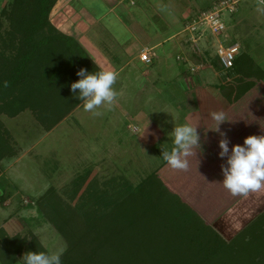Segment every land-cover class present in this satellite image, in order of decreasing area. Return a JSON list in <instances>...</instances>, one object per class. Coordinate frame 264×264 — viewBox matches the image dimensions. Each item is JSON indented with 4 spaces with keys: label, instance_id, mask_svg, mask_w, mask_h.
<instances>
[{
    "label": "rangeland",
    "instance_id": "rangeland-1",
    "mask_svg": "<svg viewBox=\"0 0 264 264\" xmlns=\"http://www.w3.org/2000/svg\"><path fill=\"white\" fill-rule=\"evenodd\" d=\"M10 2L11 0H0V20L4 24L0 31V57L6 59V62L7 60L13 62L19 55L17 36L16 39L10 37L11 23L3 17V10L11 8ZM245 6L254 8V13L259 15L257 22L264 24V4L255 0H245L239 4L235 14L225 15L224 21L228 27L235 24L239 15L245 14L244 11L240 12L241 8ZM50 16L55 18V12H51ZM248 19L251 23L249 24V20H247L249 28H246L244 42L250 49L261 50L260 48L264 47V30L261 31L259 24L254 22L258 19L254 15L249 16ZM50 23L57 29L51 21ZM255 27H258L260 32H255L257 31ZM54 35L47 28L36 37V40L39 41ZM183 38L186 37L183 36ZM208 38L210 41H203L202 47H199L202 55L206 53L209 55L213 68L201 71L199 76L207 77V80L215 85V83L219 84V80L215 76L216 72H221L222 68L217 50L213 48L215 38L207 34ZM220 39L223 43L225 42L223 38ZM259 40L261 42H258ZM233 42L239 43L240 41L233 40ZM59 49L58 52L54 50L49 53H57L61 64L59 67L63 68L65 71L63 73L67 74V71L74 68L75 64L79 62L74 59H82L85 55L78 52L76 47L70 51L67 45ZM248 50L243 49V55L250 61L251 53ZM262 52L264 53V49ZM246 65L250 66V63ZM86 66V64H82L76 71L84 69ZM89 66L86 70L94 72L95 67ZM186 68L188 74L185 79H181V83L186 85L185 88H188V98H194V88L190 85L194 84L196 74L191 72L189 65ZM165 72L167 73V71ZM223 73L227 74L225 70ZM78 79L79 77L75 75L73 82ZM123 80L129 81L128 85L126 84L125 92L121 93L117 89L118 87L116 88L117 85H113L116 92L115 100L110 107L102 106L98 109L102 115H95L92 112L84 111V109L73 115L74 109L64 118L58 119L57 124L51 129H45L40 118L32 110L21 112L15 117H10L0 111V136L5 141L7 139L6 142L15 150L13 159H7L3 163L5 166L0 164V197L4 200L0 202V228L4 229L7 234L12 237L20 235V238H28L29 241L36 238L48 253L63 250L64 254L67 250V243L50 220L56 222L60 227L69 229L72 228L70 222L79 221L78 223L83 225L82 228H91V233H97L98 228L102 226L103 222H107L112 212L118 207L125 206L128 197H132L133 192L147 179H152L154 175L157 176L154 180L156 186L154 198L157 202L159 201L164 206L167 205V200L161 196L170 194L169 197L174 198L173 201L179 202L180 206L183 203L184 208L191 207L187 208L189 213L193 211L192 214H197L195 209H192L195 208L194 205L190 206L186 203L188 194L195 190L192 189L193 186L184 188V186L194 184L191 182L193 171L187 176L185 169H173L168 163L158 168L161 161L163 163V158H161L163 147L166 145L164 150L169 152L171 150L168 148L173 147L172 138L168 133L173 130L174 126L189 124L186 110L178 109V102L175 104L173 102L175 99H179V95L172 94L174 91L172 86L168 89L169 86L165 84V76L161 78L160 84L157 86L161 93L153 92V87H149L145 80L135 81L133 75ZM170 80L171 85L177 86L179 83L174 74ZM214 81L216 82L214 83ZM144 86L145 89L142 90ZM68 88L70 89L69 85ZM68 88H65L64 91L62 88L58 93L50 92L48 95L41 93L35 103L39 102L46 111L57 113L59 111L57 104L62 106L68 103V100L72 103L77 100ZM218 89L215 90V93L220 95ZM145 90L152 91V93H143ZM50 97L54 99V104H50ZM169 99L171 100L170 104L168 103ZM1 107L2 102H0ZM40 110L42 111V108ZM132 118H140V121L132 123L129 121ZM147 118L164 131L167 140L164 145L146 155V151H143L140 146L142 145L140 137L143 132L146 133L144 124H146ZM193 152L188 157V162H195L197 151L193 149ZM190 166L191 164L189 168ZM19 190L22 191V200L20 194H17ZM12 196L13 204L10 205L8 200ZM158 196L160 197L158 198ZM187 217L196 224L200 223V227L205 224L207 228H212L207 220L203 221L200 214L190 216L186 213L185 218ZM161 221L165 222L163 217ZM263 226L264 219L253 228L260 238L264 237ZM250 227V225L246 226L233 239H226L215 229H212L224 242L227 244L236 242V248L240 249L244 246L242 240L247 242V240L253 239L255 233L251 231ZM258 229L259 231H257ZM200 235L201 233H198L196 237L198 238ZM262 243L260 249H264V242ZM224 251L226 252V248L221 249L219 255ZM0 264H4L1 258Z\"/></svg>",
    "mask_w": 264,
    "mask_h": 264
},
{
    "label": "crops",
    "instance_id": "crops-1",
    "mask_svg": "<svg viewBox=\"0 0 264 264\" xmlns=\"http://www.w3.org/2000/svg\"><path fill=\"white\" fill-rule=\"evenodd\" d=\"M211 1L59 0L53 9L55 18L50 16V21L60 33L73 39L80 46L85 54L82 58L83 62L88 58L94 64V72L110 70L116 74L114 85H117L116 88L118 87L121 93L125 92L126 84L129 83L123 79L130 78L131 75L135 76V81L145 80L149 87H153V92L161 93L157 86L165 76L168 89L172 86L174 89L172 94L179 95V99L173 101L174 104L178 102L177 108L186 110L189 124L198 127L202 145V149L194 148L197 151L195 162H188V167L185 169L187 176L193 171L191 182L194 184L184 188L193 186L192 189L195 190L188 194L186 203L190 206L194 205L195 208L192 209L197 212L195 215L200 214L203 221L207 220L209 226L222 237L233 239L246 226L258 219H264V189L249 192L244 196L233 195L223 186L221 165L226 163L227 157H220L219 141L226 138L231 148L233 144H243L247 136L264 135V53L262 52L264 47L255 51V48L250 49L244 42L246 28H249L247 20L249 24L251 23L249 16L254 15L258 18L254 22L259 24L261 31L264 30V24L257 22L259 15L254 13V8L250 6L241 8L240 12L244 11L245 16L239 15L235 24L229 27L227 24L229 38L225 40V44L228 46L238 44L241 47L240 55H243V49L249 48L250 67H253L243 70L247 72L243 75L233 74L232 71H225L227 74L224 75L221 67L222 71H217L215 75L219 84L214 81V85L207 80V77L199 76L201 71L213 68L209 55L206 52L202 55L199 47H202L203 41H210L209 38L205 36L194 45L190 41L189 33L186 32L189 18L199 10L207 9ZM243 1L245 0L240 3ZM255 1L264 4L263 0ZM261 13L263 15V12ZM255 30L260 32L258 27H255ZM232 39L240 41L241 45L233 42ZM146 52L150 53L152 60L150 64L141 60ZM244 60L249 61L245 55L241 58V62ZM188 65L191 67V72L196 74L194 84L190 85L194 88V98H188V88L181 83V79L187 77L188 73L185 69ZM88 66L89 64L84 69ZM171 73L178 78L177 86L171 85ZM229 88H233L234 92L225 96L224 92ZM144 89L145 86L142 90ZM217 89L220 95L215 93ZM152 91L145 90L143 93L151 94ZM170 101L169 99V104ZM81 110L83 103L76 107L73 115ZM213 112L225 114L227 121L220 126V129L221 132L226 133V137L209 130L216 128V121L212 118ZM129 121L138 123L140 118H132ZM144 128L146 133L143 132L140 137L142 144L140 146L147 155L164 145L167 138L164 131L148 118ZM165 146H162L163 149ZM168 149L171 150L172 147ZM166 164L163 159V163L161 161L158 168ZM190 164L192 170L191 166L189 168ZM17 194H20L21 197L18 196L22 200V191L19 190ZM13 196L8 200L10 205L13 204Z\"/></svg>",
    "mask_w": 264,
    "mask_h": 264
},
{
    "label": "trees",
    "instance_id": "trees-1",
    "mask_svg": "<svg viewBox=\"0 0 264 264\" xmlns=\"http://www.w3.org/2000/svg\"><path fill=\"white\" fill-rule=\"evenodd\" d=\"M58 1L11 0V8L3 10L4 19L11 23L10 37L16 39L17 36L19 41V55L13 62H6L0 57V111L15 117L21 112L32 110L45 129H51L58 119L72 112L82 101L72 103L68 100L62 106L57 104L59 111L54 113L44 110L39 102L35 103L37 97L41 93H58L62 88L64 91L74 81L77 67L83 63L94 65L88 58L84 62L83 59L75 58L79 62L74 68L66 70L68 74L63 73L65 71L59 67L61 64L57 53H49L54 52L55 48V52H58L59 48L66 45L69 51L76 47L78 52L84 53L73 39L51 25L49 17ZM3 25L0 20V31ZM47 28L55 35L37 41L36 37ZM243 56L237 59L231 70L233 74L243 75L247 73L243 70L252 69L253 66L246 65L250 61L241 62ZM49 99L50 104H54V99ZM6 141L0 136V164L15 157V150ZM156 178L154 175L141 184L132 197H128L127 204L113 211L97 233H91V228H82L79 221L70 222L72 228L69 229L50 220L67 243V250L61 256L62 264H264V249H260L264 237H258V233L253 230L262 218L250 225L251 231L255 233L253 239L247 242L242 240L244 246L237 249L236 242L227 244L212 228H207L205 224L200 227V223L185 218L186 213L195 216L192 214L194 212L189 213L187 208L190 207L184 208L183 203L180 206L179 202L169 197L170 194L161 196L167 200V205L157 202L154 198ZM162 217L165 222L161 221ZM262 231L264 235V226ZM198 233L201 235L197 238ZM224 248L226 252L219 255V251ZM28 251L48 253L36 238L29 241L28 238H20V235L12 237L0 228L2 263H22L20 259Z\"/></svg>",
    "mask_w": 264,
    "mask_h": 264
},
{
    "label": "clouds",
    "instance_id": "clouds-1",
    "mask_svg": "<svg viewBox=\"0 0 264 264\" xmlns=\"http://www.w3.org/2000/svg\"><path fill=\"white\" fill-rule=\"evenodd\" d=\"M76 75L78 80L71 83L70 89L75 99L83 102V109L95 115H102L98 111L102 106H111L115 100L116 92L113 85L116 74L110 70L89 72L81 68ZM212 118L216 121V128L209 129L226 137L221 132L220 126L226 122L223 112H213ZM198 127L189 124L174 126L168 133L172 138L171 151L162 149L163 159L173 169L184 170L188 167V157L193 154V149H202ZM221 158L227 157L226 163L221 165L223 186L233 195L247 196L249 192L264 189V135H250L244 138L243 144H233L229 141H219ZM63 250L55 253L43 251H28L23 254L22 264H62Z\"/></svg>",
    "mask_w": 264,
    "mask_h": 264
},
{
    "label": "built area",
    "instance_id": "built-area-1",
    "mask_svg": "<svg viewBox=\"0 0 264 264\" xmlns=\"http://www.w3.org/2000/svg\"><path fill=\"white\" fill-rule=\"evenodd\" d=\"M242 0H212L209 7L205 10H199L194 16L189 18L186 26V32L190 35V41L197 43L207 36L215 38V46L219 62L223 70L231 71L235 67L236 60L240 55L241 47L238 44L226 45L224 40L229 38L228 27L224 21L225 15H233L237 12ZM141 60L150 64L152 62L150 53L142 55Z\"/></svg>",
    "mask_w": 264,
    "mask_h": 264
},
{
    "label": "water",
    "instance_id": "water-1",
    "mask_svg": "<svg viewBox=\"0 0 264 264\" xmlns=\"http://www.w3.org/2000/svg\"><path fill=\"white\" fill-rule=\"evenodd\" d=\"M233 92H234V89L233 88H229V89L225 90L224 95L225 96H229Z\"/></svg>",
    "mask_w": 264,
    "mask_h": 264
}]
</instances>
